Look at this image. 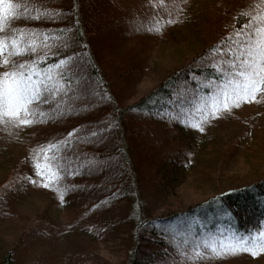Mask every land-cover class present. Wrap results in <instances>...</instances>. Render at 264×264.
Here are the masks:
<instances>
[{
  "label": "trees",
  "instance_id": "1",
  "mask_svg": "<svg viewBox=\"0 0 264 264\" xmlns=\"http://www.w3.org/2000/svg\"><path fill=\"white\" fill-rule=\"evenodd\" d=\"M223 1L214 2L219 7ZM13 2L21 5L16 9L21 16L12 19L8 28L24 31L26 38H32V29L40 35L35 37L36 54L12 59L43 53V68L65 55L71 57V67L63 72L67 81L63 92L35 105L46 119L27 125L7 117L0 122V161L4 162L0 167V219L23 217L28 224L36 219L49 225L56 214L73 211L72 222L85 225L83 231L92 238L126 227L131 243L125 264H210L212 255L189 260L171 250L183 244L182 237L197 236L196 222L212 225L210 213L221 215L223 225L241 235L263 227L264 177L238 183L222 172L245 139L264 137V91L257 93L256 100L247 101L252 106L241 101L218 116L209 113L207 120L191 111L194 97L210 91L193 77H218L210 65L219 54L210 50L233 29L243 28L248 18L238 13L257 15L259 0H231L223 5L222 13L200 0L195 6L191 0ZM45 9L57 11L49 14ZM175 26L196 27L197 35L203 28L218 29L212 33L213 40L195 49L189 59L164 69L145 94L125 101L147 66L131 47L119 51L121 43L127 39L139 43L144 54L150 49L146 41H159ZM45 30L59 36L60 42L46 46ZM9 34L7 29L0 32ZM192 35L197 41L194 31ZM4 70L0 66V72ZM182 90L183 95H178ZM196 122L202 131L193 126ZM71 130L75 131L69 137ZM56 141H68L60 149L64 175L45 186L48 182L37 175L33 156ZM8 172L17 174L15 180L4 181ZM142 190L173 201L184 192L198 190L206 197L187 207L132 218L136 204L132 196ZM20 205H28L32 215L16 212ZM28 227H22L18 241L1 254L0 264H13L11 252L22 243ZM193 241L181 248L188 252ZM54 255L52 251L40 253L33 264H47V257ZM54 259L52 264H92L90 258L77 255Z\"/></svg>",
  "mask_w": 264,
  "mask_h": 264
},
{
  "label": "snow or ice",
  "instance_id": "2",
  "mask_svg": "<svg viewBox=\"0 0 264 264\" xmlns=\"http://www.w3.org/2000/svg\"><path fill=\"white\" fill-rule=\"evenodd\" d=\"M20 7L21 5L13 0H0V32L7 29L10 33L0 35V66H5V70L0 72V122H5L7 117L11 118L12 122L27 125L37 119L47 118L44 111L35 105L37 102L47 103V96L58 97L63 92L67 84L63 72L70 69L71 57L61 55L55 63L43 68L40 66V61L46 59L43 53L32 55L30 59L25 60L12 59L29 53L36 54L38 51L35 37L40 33L37 30H30L32 38H26L24 31L8 28L12 19L21 16V13L16 11ZM44 11L52 14L57 10ZM238 15L248 18L243 28L233 29L210 50L212 54H219L210 65L219 74L218 77L215 80L210 76L193 77L198 80L199 86L206 85L210 89L205 96L194 97L195 103L191 111L202 120H207L209 113L218 116L221 110L230 111L232 107H238L241 101L256 100L257 93L264 91V12L249 15L241 11ZM47 33L48 30H45L43 35L46 46L60 42L59 36H50ZM183 92L184 90L178 95H183ZM193 126L203 130L199 122ZM74 131L71 130L67 135L71 137ZM67 146L68 141H56L39 149L33 156L37 175L48 182L45 186H51L52 181H57L64 175L65 162L60 149ZM188 243L184 240L183 244H177L178 251ZM239 250L249 251L253 255L257 254V250L264 251V227L247 235L228 230L227 235L195 237L188 253L180 254L187 255L189 260H197L209 255H224Z\"/></svg>",
  "mask_w": 264,
  "mask_h": 264
},
{
  "label": "rangeland",
  "instance_id": "3",
  "mask_svg": "<svg viewBox=\"0 0 264 264\" xmlns=\"http://www.w3.org/2000/svg\"><path fill=\"white\" fill-rule=\"evenodd\" d=\"M196 1L191 0L193 5H196ZM215 0H200L204 4L215 6L219 8L222 13L224 4H228L231 0H224L222 4L218 5L214 2ZM264 0H259L255 7H261L257 11V15L264 12V6L261 4ZM192 5V6H193ZM249 8H247L248 10ZM251 10V9H249ZM223 16H221L222 18ZM224 18V17H223ZM222 18V19H223ZM206 20V19H205ZM202 22V21H201ZM192 23V22H191ZM205 23V22H204ZM217 27V26H216ZM202 32L197 35V29H191L190 27H178L175 26L172 32L167 35H163L159 41L152 42L150 40L145 42V46L150 48L145 50L144 54L142 49L139 48L141 45L131 40H124L119 51L126 50L131 47L130 51H136L137 59H143L144 64L147 66L145 71L137 79L133 90L131 91L128 98L125 101L136 100L140 95L145 94L156 81L157 77L161 72L171 67V65L180 64L190 58L192 52L204 45H207L213 40L215 34H212L216 30H208L203 28ZM193 31L197 35V41L192 39ZM140 50V52L138 51ZM143 70V69H142ZM255 101L254 103H256ZM252 106L250 102L246 105ZM256 106V105H254ZM259 106V105H258ZM257 106V107H258ZM241 145V144H240ZM4 163L0 161L1 164ZM226 178H231L233 181L238 183H248L264 177V137L262 135H253L252 138H247L242 142L241 149L239 148L237 153H234L229 163L225 165L223 172ZM17 177L15 172L6 175L4 181H13ZM206 195L200 193V191H191L182 193L179 195L177 201H173L170 197L163 199L159 195H149L145 191H140L139 194L132 196L133 202L135 201V211L129 216L134 218L136 215H156L161 212H165L169 208H183L190 204L203 200ZM137 201V202H136ZM28 205H20L16 212H22L23 214L29 213ZM28 212V213H27ZM218 213V212H216ZM213 215L212 225L204 227L201 222H196L200 228V232L197 233L196 237H206L210 234L227 235L228 230L234 232L230 226L223 225L224 220L219 214L210 213ZM32 215V214H31ZM76 215L75 212H60L55 217L51 218L52 224H47L36 219L32 223L28 224V221L24 218L13 219L9 216L0 219V259L1 254L6 251L11 245L18 241V234L22 227H27V231L23 234L22 243L17 245L16 249L11 252L13 259L12 263L30 264L35 263L36 258H39L40 253L53 252L54 258L61 259L65 255H77L84 258H90L92 264H125L124 261L128 254L129 234L127 235L126 227H118L109 234L104 235L101 238L90 237L86 231H83L85 225L73 223L72 220ZM264 227V224H263ZM184 232H180L181 235ZM236 233V232H235ZM238 234V233H237ZM241 235V234H240ZM247 235V234H242ZM190 242L194 239L181 238ZM29 244V245H27ZM192 244V243H191ZM6 249V250H5ZM176 255L181 252H185L182 248L178 251L176 244L172 246ZM49 255V254H48ZM181 255V254H180ZM182 256V255H181ZM53 257H47V264H52L55 259ZM182 257H186L184 255ZM212 262L210 264H264V251L257 250V254L253 255L249 251L239 250L232 253H226L224 255H212ZM200 264H209L201 262Z\"/></svg>",
  "mask_w": 264,
  "mask_h": 264
}]
</instances>
